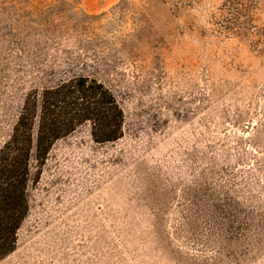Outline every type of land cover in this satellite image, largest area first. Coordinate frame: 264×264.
<instances>
[{"label": "rangeland", "instance_id": "obj_1", "mask_svg": "<svg viewBox=\"0 0 264 264\" xmlns=\"http://www.w3.org/2000/svg\"><path fill=\"white\" fill-rule=\"evenodd\" d=\"M225 1L0 0V147L27 95L64 80L101 82L123 112L118 140L85 122L42 165L34 129L0 264H264V0L254 37L222 26Z\"/></svg>", "mask_w": 264, "mask_h": 264}, {"label": "trees", "instance_id": "obj_2", "mask_svg": "<svg viewBox=\"0 0 264 264\" xmlns=\"http://www.w3.org/2000/svg\"><path fill=\"white\" fill-rule=\"evenodd\" d=\"M257 1L226 0L224 9L229 16L225 20L227 25L222 26L238 36H256L253 12ZM85 122L91 124L96 142L122 137V109L113 93L95 79L75 77L45 88L41 94L27 95L9 140L0 147V260L15 250L18 230L28 213L27 187L34 129L37 128L36 159L42 165L53 144ZM213 208L225 219L223 214L234 222L240 221L238 230L251 228V222L257 218L254 211L241 212L231 202L221 201Z\"/></svg>", "mask_w": 264, "mask_h": 264}]
</instances>
